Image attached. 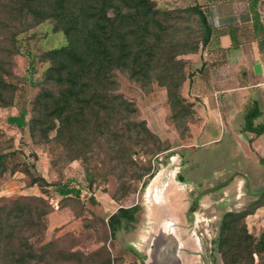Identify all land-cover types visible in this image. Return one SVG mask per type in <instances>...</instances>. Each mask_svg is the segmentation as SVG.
I'll use <instances>...</instances> for the list:
<instances>
[{"label":"rangeland","instance_id":"1","mask_svg":"<svg viewBox=\"0 0 264 264\" xmlns=\"http://www.w3.org/2000/svg\"><path fill=\"white\" fill-rule=\"evenodd\" d=\"M154 1L159 9L180 8L178 3L168 0ZM3 16L0 9V18ZM11 21L0 25V154L6 156L7 168L0 174V217L10 218L16 231L20 232V238L28 241L36 253L42 254L43 245L53 242L52 255L57 259L66 253H74L69 260L61 259L58 264H104L106 259L110 264H140L133 245L141 250L140 253L152 247L153 237L165 220L174 222V231L168 235L167 228L164 232L179 244L180 263L183 260L185 264H222L216 243L221 216L228 211L238 214V229L246 230L256 240L264 235V208L261 207L264 206V195L248 193L246 186L237 187L228 182L213 192L201 194L208 187L206 182L196 185L176 183V186L180 184L179 189L167 197L169 203L178 206L175 218L168 210L167 214L159 209L154 196L146 197L149 185L154 189V195L161 184L178 171L186 177H195V180L205 179L207 173L214 175V170L221 173L218 180L232 172L226 159L221 160L224 149H220L214 158L211 151L217 145L196 144L197 99L186 88L187 81L194 75L185 58L190 53L177 57L185 77L180 94L188 105L182 109H171L165 88L155 81L141 84L120 69L114 71L116 92L134 104L137 119L145 121L156 139L155 144L164 150L144 155L136 152L138 148L134 146L132 162H127L124 169L101 143L96 142L92 144V152L86 154L87 158L68 161L63 148L53 141L46 142L38 134L31 139L27 125L18 128L8 122L9 116L21 111L25 112L24 118L28 121L32 109H38L35 106L38 94L43 89L56 92L57 86L44 79L50 66L44 54L65 45L66 38L60 30H54L50 19L35 23L31 17L19 20L16 17ZM187 21L194 36H198L196 16L191 15ZM54 132L52 129L48 135L51 137ZM199 162L205 164L201 171L194 169ZM148 165L153 172L150 177L133 178L137 167ZM239 172L243 173L244 169L240 168ZM120 174L129 186L125 192L118 193L117 175ZM144 179L146 183L142 185ZM216 180L213 177L212 184ZM259 182L263 184L264 178ZM62 185L77 190L78 195L60 196L56 188ZM16 202L24 206L23 215L16 211ZM134 204L139 206L136 220L110 237L107 217L120 206ZM258 207L260 210L255 211ZM40 212L45 214L39 217ZM30 215L34 220H40L37 226L31 227ZM252 264H264V250L259 255L254 254Z\"/></svg>","mask_w":264,"mask_h":264},{"label":"trees","instance_id":"2","mask_svg":"<svg viewBox=\"0 0 264 264\" xmlns=\"http://www.w3.org/2000/svg\"><path fill=\"white\" fill-rule=\"evenodd\" d=\"M0 9L4 12L2 26L16 17H31L35 23L50 19L54 30H60L66 38L65 45L44 54L50 61L44 79L57 86L56 92L43 89L31 118L25 121V112L21 111L8 117L10 124L18 128L27 125L31 139L38 134L46 142L53 141L63 148L68 161L87 158L96 142L124 169L127 162H132L134 146L144 155L164 150L155 144L145 121L137 119L134 104L116 92L114 71L120 69L141 84L155 81L162 85L172 110L188 106L180 94L185 77L177 57L195 53L209 39L211 27L199 5L159 9L154 0H3ZM191 15L197 18L198 36L187 21ZM252 115L246 113V129L264 132V125L251 126ZM52 129L55 132L50 137ZM5 157L0 154V174L7 169ZM261 161L264 163V158ZM152 173L149 165L140 166L133 178L140 180ZM123 176L117 175L118 193L129 186ZM177 179L181 180L179 176ZM145 183L142 180V185ZM56 192L62 197L78 195L67 185L57 187ZM15 207L23 215L24 206L18 203ZM138 209L137 204L120 206L111 213L106 221L110 237L134 222ZM42 214L45 212L39 217ZM28 218L31 227L40 222L33 216ZM9 219L0 217V264H58L74 255L70 252L57 259L52 255L53 242L43 245L42 254L36 253ZM237 223L238 214H222L216 243L222 264H252L254 254L264 250V235L256 240L246 230L238 229ZM104 264H110L109 259Z\"/></svg>","mask_w":264,"mask_h":264},{"label":"crops","instance_id":"3","mask_svg":"<svg viewBox=\"0 0 264 264\" xmlns=\"http://www.w3.org/2000/svg\"><path fill=\"white\" fill-rule=\"evenodd\" d=\"M168 1L178 3L180 7L199 5L211 27L207 43L198 52L185 56L194 71L186 88L197 99L196 144L217 145L211 151L214 158L220 149H224L221 160L226 159L230 164L228 169L232 170L227 177L235 174L229 182L237 187H248V193L264 195L260 192L264 183L259 182L264 178L261 161L264 158V132L257 134L247 130L245 120L246 113H253L251 126L264 125V0ZM202 167L205 164L199 162L194 169L201 171ZM240 168L244 169L243 173L239 172ZM213 174L207 173L205 179L195 180V177H186L178 171L171 179L175 183L191 185L206 182L210 187L224 180H218L219 170H214ZM213 177L217 180L212 184ZM258 210L260 207L255 211ZM173 223L161 222L163 227H158L152 247L142 251L146 257L155 251L154 243L164 242L165 229L168 228V235L174 231ZM133 246L134 250L141 251Z\"/></svg>","mask_w":264,"mask_h":264},{"label":"water","instance_id":"4","mask_svg":"<svg viewBox=\"0 0 264 264\" xmlns=\"http://www.w3.org/2000/svg\"><path fill=\"white\" fill-rule=\"evenodd\" d=\"M235 174L230 175L226 179L219 181L215 185H212L210 187H206L201 191V194L210 193L217 189H219L222 186H225L234 176ZM164 242L161 243H154V253H156L157 258L159 260V264H180L179 258H178V248L179 244L174 240L173 237H164L162 239ZM149 257H147L145 264H149L148 262Z\"/></svg>","mask_w":264,"mask_h":264},{"label":"bare ground","instance_id":"5","mask_svg":"<svg viewBox=\"0 0 264 264\" xmlns=\"http://www.w3.org/2000/svg\"><path fill=\"white\" fill-rule=\"evenodd\" d=\"M160 172V171H159ZM159 172H158V174H159ZM162 173V172H161ZM157 174V175H158ZM156 175V176H157ZM165 175V174H164ZM163 175V176H164ZM156 176L155 177H153V179H152V181H154L155 179H156ZM158 178H160V177H158ZM164 178V177H163ZM162 185V186H161ZM160 186H161V188L159 189V190H157V191H155V194L153 195V190H152V188H151V186L149 185L147 188H146V197H153L154 196V202L155 203H157L158 205H159V209L160 210H163V211H165L166 212V210H168L169 211V214H170V216L171 217H174L175 218V215H176V213H178L177 212V210H178V206H176L175 204H173V203H169L168 202V199H167V197H168V195H170V194H175V192H176V190H178L179 189V187H180V184H179V186H176V183H175V181H173L172 179H168L165 183H163V184H161ZM168 187V188H167ZM156 188V187H155ZM173 188V189H172ZM165 190V191H164ZM184 196V195H183ZM150 201V200H149ZM180 203H181V201H180ZM182 204V203H181ZM148 206V205H147ZM180 206V205H179ZM156 211V210H155ZM168 211L166 212L167 214H168ZM157 212V211H156ZM153 213V212H152ZM151 214V213H150ZM161 214V213H160ZM153 216H154V214H153ZM151 217V216H150ZM152 257V259H153V256H151ZM149 259H150V254H149ZM181 259H182V257H181ZM148 262H149V264H156V263H154V260L153 261H150V260H148ZM185 261H183V260H181V263L180 264H185L184 263Z\"/></svg>","mask_w":264,"mask_h":264},{"label":"flooded vegetation","instance_id":"6","mask_svg":"<svg viewBox=\"0 0 264 264\" xmlns=\"http://www.w3.org/2000/svg\"><path fill=\"white\" fill-rule=\"evenodd\" d=\"M176 178H177V176H176ZM201 193V192H200ZM136 253H138V255H139V259H140V261H143L144 263H145V261H146V259H147V257H146V254L143 252V253H140V251H137V250H134ZM150 254V261H153L154 260V263H156V264H159V260H158V258H157V255H156V253H149ZM151 256H153V259H152V257Z\"/></svg>","mask_w":264,"mask_h":264}]
</instances>
